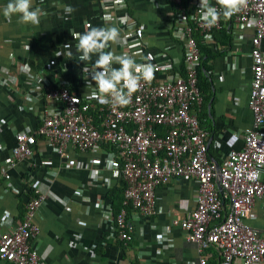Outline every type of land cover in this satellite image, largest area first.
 Returning a JSON list of instances; mask_svg holds the SVG:
<instances>
[{
	"label": "crops",
	"instance_id": "obj_1",
	"mask_svg": "<svg viewBox=\"0 0 264 264\" xmlns=\"http://www.w3.org/2000/svg\"><path fill=\"white\" fill-rule=\"evenodd\" d=\"M124 1L125 23L122 11L120 19L107 20L100 0H33V8L38 6L45 13L39 25H33L21 23L19 14L6 19L2 9L9 0H0V213L8 210L14 218L22 217L29 192L27 176L32 173L44 199L35 214L40 229L32 245L45 264H170L191 262L197 256L181 228L172 224L174 218H183L194 207L195 180L174 178L157 186V211L151 215L129 209L127 219L134 233L130 242H124L117 238L113 225L109 191L123 187V181L106 164L111 147L100 144L81 150L68 144V157L64 158L36 133L44 110L54 103L45 100V88L35 89V82L53 87L62 79L84 95L91 92L89 84L95 87L91 70L97 56L81 62L72 37L74 32L88 30L89 25L103 27L114 22L121 39L105 51L119 55L121 47L130 45V56L154 66L153 82L183 73L184 48L174 31L173 1ZM184 1L185 8L199 3ZM66 5L74 9L70 15L64 11ZM221 21L229 28L230 40L201 39L212 51L202 57L208 86L197 112L200 125L208 132V153L218 164L230 149L242 147L243 130L253 122L248 107L253 28L237 29L230 17L223 15ZM260 47L264 55V40ZM258 130L264 135V125ZM21 131L30 135L31 154L7 166L16 134ZM245 220L264 232V205L256 201ZM209 252V261L216 263L217 251L210 248Z\"/></svg>",
	"mask_w": 264,
	"mask_h": 264
},
{
	"label": "built area",
	"instance_id": "obj_2",
	"mask_svg": "<svg viewBox=\"0 0 264 264\" xmlns=\"http://www.w3.org/2000/svg\"><path fill=\"white\" fill-rule=\"evenodd\" d=\"M100 1L106 17L120 19L122 11L125 23L126 1ZM170 1L178 6L172 16L175 34L184 48L183 74L176 73L164 81L141 80L126 106L101 103L90 93L73 91L62 79L53 87L35 82V89L45 88V100L54 103V107L44 110L36 133L64 158L68 157V144L81 150L100 144L111 147L106 164L119 173L124 184L121 208L113 215L119 240L130 242L133 237V225L127 219L129 209L151 215L157 211V186L174 178L193 179L197 183L194 207L183 218H174L172 224L181 228L197 256L191 262L170 264H209L210 248L218 253L217 264H264V232L245 220L256 201L264 205V135L258 130L264 125V55L260 47L264 40V0H247V5L230 17L237 29L253 28L248 100L253 122L243 130L242 147L230 149L219 164L208 153V132L200 125L197 114L203 93L198 86L201 55L194 29L181 1ZM209 3L220 8L217 0ZM198 6L199 3L194 18L196 29L202 39L212 41V29L222 26L221 16L215 25L208 26L201 21ZM123 53L130 55V45L121 47ZM157 125L162 133L156 130ZM30 140L27 132L16 134L7 166L31 154ZM33 180V174L28 172L29 192L22 217L14 218L8 210L0 213L3 264H45L32 245L40 229L35 214L44 200Z\"/></svg>",
	"mask_w": 264,
	"mask_h": 264
},
{
	"label": "clouds",
	"instance_id": "obj_3",
	"mask_svg": "<svg viewBox=\"0 0 264 264\" xmlns=\"http://www.w3.org/2000/svg\"><path fill=\"white\" fill-rule=\"evenodd\" d=\"M123 4V0H118ZM220 8H216L209 3V0H199L198 12L200 19L208 26L215 25L220 16L231 17L247 5V0H217ZM67 14H71L74 9L70 5L64 7ZM6 19H10L13 14H19L21 23H31L39 25L40 18L45 15L40 7L33 8V0H9L2 9ZM113 21V17H106ZM73 39L76 40V50L80 53L79 60L89 61L93 55L97 56L94 62L92 81L88 87L91 89L90 95L101 103L126 106L130 102L132 93L138 90L140 81H150L153 78L154 66L151 63L138 64L133 56L127 53L115 54L114 51H105L110 43H115L121 39V30L115 23H109L103 27H93L89 25L88 30L74 32ZM65 47L71 48L70 44ZM71 57L72 53H68ZM118 64L119 68L113 67ZM96 69H99L97 71Z\"/></svg>",
	"mask_w": 264,
	"mask_h": 264
},
{
	"label": "trees",
	"instance_id": "obj_4",
	"mask_svg": "<svg viewBox=\"0 0 264 264\" xmlns=\"http://www.w3.org/2000/svg\"><path fill=\"white\" fill-rule=\"evenodd\" d=\"M181 1L185 2L184 0H181ZM177 8H178V6L176 4H174V10L173 11L175 12L177 10ZM186 9H187L186 14L190 15L189 16L190 19L188 17L189 24L194 29V37L196 38V41H197V44H198V47L200 50L201 57H200V64H199V68H198V86H199L201 92L204 94V91L206 90V88L208 86V83H207L208 81H207L206 77L204 76L203 68H202L203 66H201V64L203 63V61L205 59L202 57H203V55L208 54L212 50L210 49V46H208L207 44H205L201 41L202 38L198 34V30L196 29L195 19H194L196 7L195 6H192V7L189 6V7H186ZM212 34H213L214 40L220 38V40L225 41V40H230V37H231L229 28H226L223 26H220L219 28H213ZM183 71H184V69H183ZM155 128L158 132L162 133L163 129L161 128L160 125L155 126ZM105 145H107V144H105ZM123 186H124V184H123ZM109 192H111L110 195L113 198V203H112L113 214H116L121 208L122 187L121 188H113ZM208 263L209 264H217V263L213 262L212 260H211V262L208 260Z\"/></svg>",
	"mask_w": 264,
	"mask_h": 264
}]
</instances>
